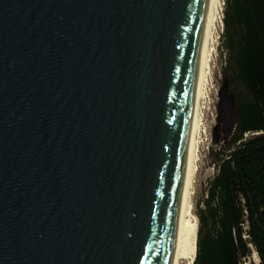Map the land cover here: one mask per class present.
Instances as JSON below:
<instances>
[{"label": "water", "instance_id": "95a60500", "mask_svg": "<svg viewBox=\"0 0 264 264\" xmlns=\"http://www.w3.org/2000/svg\"><path fill=\"white\" fill-rule=\"evenodd\" d=\"M201 10L0 0V264H164Z\"/></svg>", "mask_w": 264, "mask_h": 264}, {"label": "trees", "instance_id": "16d2710c", "mask_svg": "<svg viewBox=\"0 0 264 264\" xmlns=\"http://www.w3.org/2000/svg\"><path fill=\"white\" fill-rule=\"evenodd\" d=\"M223 87L238 124L198 211L193 264H264V0H225Z\"/></svg>", "mask_w": 264, "mask_h": 264}, {"label": "bare ground", "instance_id": "6f19581e", "mask_svg": "<svg viewBox=\"0 0 264 264\" xmlns=\"http://www.w3.org/2000/svg\"><path fill=\"white\" fill-rule=\"evenodd\" d=\"M223 0H202L187 100L186 148L177 205L164 264H193L197 251L198 224L193 212V194L198 172L203 114L211 96L213 59ZM253 259L260 258L253 249Z\"/></svg>", "mask_w": 264, "mask_h": 264}, {"label": "rangeland", "instance_id": "374dc122", "mask_svg": "<svg viewBox=\"0 0 264 264\" xmlns=\"http://www.w3.org/2000/svg\"><path fill=\"white\" fill-rule=\"evenodd\" d=\"M225 0L222 1V9L218 23V33L215 43L213 59V78L211 96L208 106L204 110L203 133L199 149L198 172L196 174L195 190L193 194V212L197 218L199 229L198 211L204 207L207 191L217 171L219 158L224 155L225 145L233 133L235 123V110L232 97L223 87V67L225 56L221 48V35L223 32V9ZM261 260L255 261L253 253L243 260L242 264H260Z\"/></svg>", "mask_w": 264, "mask_h": 264}]
</instances>
